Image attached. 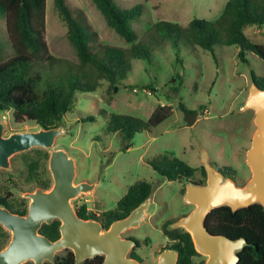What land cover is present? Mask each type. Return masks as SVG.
I'll return each mask as SVG.
<instances>
[{"label": "rangeland", "instance_id": "obj_1", "mask_svg": "<svg viewBox=\"0 0 264 264\" xmlns=\"http://www.w3.org/2000/svg\"><path fill=\"white\" fill-rule=\"evenodd\" d=\"M66 1L75 15L88 26L90 43L95 49L108 44L129 47L122 37L106 25L92 0ZM114 1L124 8L142 4L143 12L139 19L132 22V26L136 30L137 40L146 41L148 28L155 21L161 19L186 26L195 17L214 20L227 0ZM67 30V24L57 11L54 0H45L44 37L48 52L62 63H72L56 66L58 72L60 67L76 70L73 64L78 62ZM244 32L252 42L264 43V28L248 25ZM0 40L8 52L9 38L2 16ZM149 47L152 49L151 61L147 63L142 59H133L127 78L118 83L119 89L115 94L107 93L106 81H101L94 92L76 93L73 107L62 121L63 134L56 138L52 148H62L74 159V183H94L91 190L71 200L74 208L85 204L89 211L99 214L113 209L136 181L148 180L153 184L145 218L137 227L122 233L123 236L138 237L140 242L147 241L141 243L140 247L130 249L141 256V264H157L160 252L168 248L171 241L163 234L162 224L167 220H177L194 207L183 200L186 183L166 180L147 161L169 152L195 168L199 178L203 166L201 151L204 150L212 166L231 167L235 170L236 184L244 185L251 177L246 150L256 127L254 111L241 110V107L252 81L251 71L257 76L264 75L263 60L249 56L248 62H241L233 45H216L215 57L198 46L192 49L187 46L175 48L164 41L152 43ZM42 74L45 77L49 75L51 83L60 80L53 73ZM58 76L63 78L65 74ZM148 84L154 91L143 88ZM180 102L187 111L198 113L193 125H186L185 111L179 107ZM158 105L168 107L170 116L150 131L135 133L126 150L123 147L127 141L121 133L106 131L110 113L147 120ZM103 110L106 111L104 116L100 114ZM89 115L95 116L94 120L83 121ZM0 122L4 124L3 135L40 129L34 122L15 124L10 112L0 115ZM50 151L34 147L12 155L10 167L0 168V196L13 205L24 204L27 209L29 198L24 196L25 193L41 188L38 185L41 181L48 183L44 190L50 189L53 184L48 169ZM10 238V231L0 224V249L6 247ZM193 260L196 263L205 262L206 256L197 253ZM23 264L33 262L28 260Z\"/></svg>", "mask_w": 264, "mask_h": 264}, {"label": "trees", "instance_id": "obj_2", "mask_svg": "<svg viewBox=\"0 0 264 264\" xmlns=\"http://www.w3.org/2000/svg\"><path fill=\"white\" fill-rule=\"evenodd\" d=\"M102 14L107 26L111 27L128 44V48L104 45L97 49L90 43L91 32L66 0H54V5L67 24V35L73 46L78 62L76 70L70 68L56 71V66L71 65L62 63L60 59L48 52L44 37L45 0H0V16L4 18L8 34L9 51L0 40V115L10 112L15 124L34 122L40 128H51L62 125L64 116L71 111L76 93L94 92L101 81L108 82L107 93L115 94L118 83L127 78L132 68L133 59H142L149 63L152 59V43L170 42L173 47L187 46L191 49L198 46L211 52L213 57L216 45H233L237 49V58L248 62V57H256L264 61V43L252 42L245 34L244 28L256 25L264 28V0H227L220 15L214 20L193 18L186 26L177 22L157 20L147 32V40H137L136 30L132 26L143 12L142 4L120 7L114 0H92ZM61 63V64H60ZM59 64V65H58ZM53 73L60 80L51 83L50 76L42 73ZM64 73L65 77H59ZM177 78L182 82L180 76ZM251 79L264 89V75L257 76L251 71ZM173 82V78L171 80ZM45 82V85H42ZM149 88H148V87ZM143 85L154 91L151 85ZM179 107L187 111L180 102ZM106 111L100 112L104 116ZM170 116V109L158 105L147 120L128 115L110 113L107 118L106 131L121 133L129 146L133 135L141 131H150ZM89 115L85 120H94ZM147 163L168 181L176 179L204 182L206 172L201 166V176H196V169L186 162L165 152L147 161ZM225 178L235 180V170L231 167L221 169ZM41 188L48 183L39 182ZM153 184L148 180H138L130 185L126 193L117 201L113 209L99 214L91 212L85 204L75 206L77 214L84 219H96L104 228L112 221L127 216L145 199L150 197ZM0 203L9 210L24 215L27 211L24 204L13 205L0 196ZM175 220V219H174ZM174 220L162 224L163 234L171 241L168 248L177 252V264L196 263L197 255L190 233L183 228H172ZM206 227L212 234H221L232 239L245 238L246 244L238 252L237 264H264V206L254 203L248 207L233 211L229 206L214 208L206 217ZM58 220L43 224L40 232L52 240L59 237ZM141 243H147L146 240ZM130 256L139 258L130 253ZM54 264H75L74 254L70 249L55 255ZM103 256L84 260L80 264H102ZM44 264H53L45 262Z\"/></svg>", "mask_w": 264, "mask_h": 264}, {"label": "water", "instance_id": "obj_3", "mask_svg": "<svg viewBox=\"0 0 264 264\" xmlns=\"http://www.w3.org/2000/svg\"><path fill=\"white\" fill-rule=\"evenodd\" d=\"M248 109L254 111L256 127L246 150V163L250 167L251 177L244 185H237L235 180L225 178L217 171L209 163L206 151L202 150L205 183L186 184L184 201L194 207L171 224L174 228L183 227L190 233L196 252L206 256L204 264H237L238 252L246 244L243 237L232 239L212 234L208 230L205 220L214 208L229 206L236 211L254 203L264 206V89L259 88L253 80L241 107V110ZM197 115V112L185 111L186 125H193ZM3 129L4 124L0 122V168H9V159L16 153L34 147L51 149L48 169L53 184L48 190L36 188L24 194L29 198L24 215L0 205V224L11 233L6 247L0 249V264H23L28 260L33 264H54L55 255L64 249L73 252L75 264L96 256H103L102 264H141L128 256L136 242L122 237V233L137 227L145 218L149 198L127 216L112 221L108 228H103L96 219L81 218L71 200L91 190L94 183H74V159L62 148L52 149L56 138L63 134L62 125L33 131H15L8 135H3ZM54 220L60 222L59 237L52 240L41 233L40 228ZM157 264H177V252L172 248L163 249Z\"/></svg>", "mask_w": 264, "mask_h": 264}, {"label": "flooded vegetation", "instance_id": "obj_4", "mask_svg": "<svg viewBox=\"0 0 264 264\" xmlns=\"http://www.w3.org/2000/svg\"><path fill=\"white\" fill-rule=\"evenodd\" d=\"M216 168V170L217 171H219V172H221V169L223 168V167H220V166H217V167H215ZM250 168V167H249ZM200 172H201V170H200ZM206 172V171H205ZM222 173V172H221ZM223 174V173H222ZM224 176V175H223ZM200 178V177H199ZM176 180H181V181H183L184 183H188V182H192V183H195V184H204L205 183V181L204 182H202V183H200V182H197V181H195V180H185V179H176ZM205 180H206V177H205ZM173 181H175V180H173ZM186 184H185V187H186ZM184 197V196H183ZM149 199H150V197H148ZM183 200H184V198H183ZM185 202V201H184ZM0 205L1 206H5L4 204H2V203H0ZM6 207V206H5ZM183 215H185V214H183ZM182 215V216H183ZM179 219V218H178ZM177 219V220H178ZM176 221V220H175ZM174 222V221H173ZM172 222V223H173ZM171 223V224H172ZM171 226V225H170ZM172 227V226H171ZM104 228V227H103ZM172 228H174V227H172ZM177 228V227H176ZM122 237H124V238H130V239H133L135 242H136V244L131 248V249H134V247H140L141 246V242H140V239L138 238V237H135V236H123L122 235ZM130 251V250H129ZM130 253H134V254H136V255H138L136 252H133V251H130V252H128V256L129 257H132V258H135V257H133V256H130ZM139 256V258L141 259V260H139L138 258H135V259H137L140 263L142 262V258H141V256L140 255H138Z\"/></svg>", "mask_w": 264, "mask_h": 264}]
</instances>
